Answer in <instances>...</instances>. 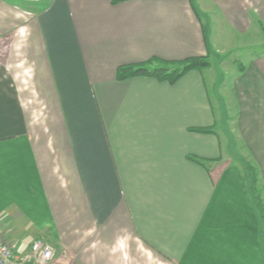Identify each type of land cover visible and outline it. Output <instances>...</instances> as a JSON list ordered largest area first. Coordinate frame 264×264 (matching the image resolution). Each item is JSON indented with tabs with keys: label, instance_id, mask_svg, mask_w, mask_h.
Wrapping results in <instances>:
<instances>
[{
	"label": "crops",
	"instance_id": "obj_1",
	"mask_svg": "<svg viewBox=\"0 0 264 264\" xmlns=\"http://www.w3.org/2000/svg\"><path fill=\"white\" fill-rule=\"evenodd\" d=\"M47 1L6 3L0 23V238L20 256L43 239L55 264H264L202 71L117 79L152 59L209 60L212 21L262 32L264 0ZM241 70L264 191V56Z\"/></svg>",
	"mask_w": 264,
	"mask_h": 264
},
{
	"label": "rangeland",
	"instance_id": "obj_2",
	"mask_svg": "<svg viewBox=\"0 0 264 264\" xmlns=\"http://www.w3.org/2000/svg\"><path fill=\"white\" fill-rule=\"evenodd\" d=\"M35 1V0H34ZM6 3L17 6L20 10H39L48 1L34 3L19 0H0V23L6 25ZM204 23L207 25V21ZM209 29H215L214 48L208 60L209 67L202 70L208 96L214 107L220 142L231 165L242 168L243 164L252 165L258 174V166L250 156L248 147L243 141V126L241 108L249 94L243 93L244 80L241 68L250 65L252 59L264 56V29L245 34L230 30L226 25L211 22ZM259 30V29H258ZM6 56V35L0 34V58ZM258 189L264 197L260 184ZM2 239V238H0ZM4 240V239H3Z\"/></svg>",
	"mask_w": 264,
	"mask_h": 264
},
{
	"label": "trees",
	"instance_id": "obj_3",
	"mask_svg": "<svg viewBox=\"0 0 264 264\" xmlns=\"http://www.w3.org/2000/svg\"><path fill=\"white\" fill-rule=\"evenodd\" d=\"M208 67L209 62L206 57L190 58L171 65H165V63L152 59L139 65L118 68L117 79L125 80L134 76H148L158 81L174 84L186 73L202 71ZM199 132L210 133L207 129H201ZM243 172L252 206L258 216L259 237L264 251V201L258 189V174L256 169L250 164H243Z\"/></svg>",
	"mask_w": 264,
	"mask_h": 264
},
{
	"label": "built area",
	"instance_id": "obj_4",
	"mask_svg": "<svg viewBox=\"0 0 264 264\" xmlns=\"http://www.w3.org/2000/svg\"><path fill=\"white\" fill-rule=\"evenodd\" d=\"M55 254L47 241L35 239L27 255H15L8 242L0 239V264H55Z\"/></svg>",
	"mask_w": 264,
	"mask_h": 264
}]
</instances>
